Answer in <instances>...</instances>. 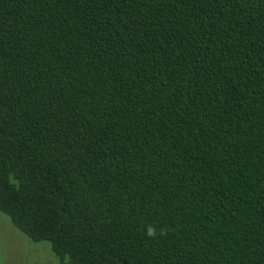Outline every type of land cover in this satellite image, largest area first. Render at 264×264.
Masks as SVG:
<instances>
[{
  "label": "trees",
  "instance_id": "obj_1",
  "mask_svg": "<svg viewBox=\"0 0 264 264\" xmlns=\"http://www.w3.org/2000/svg\"><path fill=\"white\" fill-rule=\"evenodd\" d=\"M0 212L49 264H264V0H0Z\"/></svg>",
  "mask_w": 264,
  "mask_h": 264
},
{
  "label": "rangeland",
  "instance_id": "obj_2",
  "mask_svg": "<svg viewBox=\"0 0 264 264\" xmlns=\"http://www.w3.org/2000/svg\"><path fill=\"white\" fill-rule=\"evenodd\" d=\"M30 250L36 251L35 256L42 258L43 264H49L47 259L43 258L49 254L47 244L28 240L13 226L10 219L0 212V264H41L36 261Z\"/></svg>",
  "mask_w": 264,
  "mask_h": 264
},
{
  "label": "clouds",
  "instance_id": "obj_3",
  "mask_svg": "<svg viewBox=\"0 0 264 264\" xmlns=\"http://www.w3.org/2000/svg\"><path fill=\"white\" fill-rule=\"evenodd\" d=\"M148 237L150 238H156L158 233H157V230L155 227L153 226H148L147 229H146V233H145ZM166 230L161 228L160 231H159V235L163 236V235H166Z\"/></svg>",
  "mask_w": 264,
  "mask_h": 264
}]
</instances>
